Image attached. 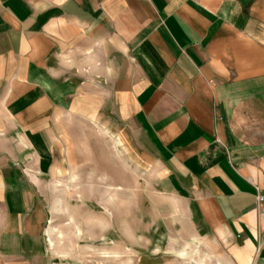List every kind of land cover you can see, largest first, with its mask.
I'll return each mask as SVG.
<instances>
[{"label": "crops", "instance_id": "obj_1", "mask_svg": "<svg viewBox=\"0 0 264 264\" xmlns=\"http://www.w3.org/2000/svg\"><path fill=\"white\" fill-rule=\"evenodd\" d=\"M88 123L156 176L201 264H264V0H0V264H57L41 191Z\"/></svg>", "mask_w": 264, "mask_h": 264}, {"label": "rangeland", "instance_id": "obj_2", "mask_svg": "<svg viewBox=\"0 0 264 264\" xmlns=\"http://www.w3.org/2000/svg\"><path fill=\"white\" fill-rule=\"evenodd\" d=\"M89 124L65 128L57 171L41 191L56 263L201 264V240L184 238L191 228L156 191V176L110 128Z\"/></svg>", "mask_w": 264, "mask_h": 264}, {"label": "built area", "instance_id": "obj_3", "mask_svg": "<svg viewBox=\"0 0 264 264\" xmlns=\"http://www.w3.org/2000/svg\"><path fill=\"white\" fill-rule=\"evenodd\" d=\"M255 188V207L259 209V206L264 203V187L254 186ZM260 212L264 214V209H260Z\"/></svg>", "mask_w": 264, "mask_h": 264}]
</instances>
